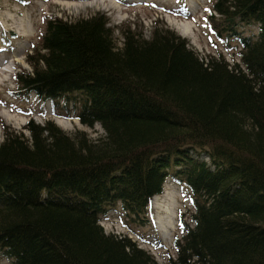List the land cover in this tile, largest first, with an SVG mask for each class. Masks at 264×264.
<instances>
[{"label": "trees", "instance_id": "16d2710c", "mask_svg": "<svg viewBox=\"0 0 264 264\" xmlns=\"http://www.w3.org/2000/svg\"><path fill=\"white\" fill-rule=\"evenodd\" d=\"M211 11L216 36L236 40L237 62L220 52L201 57L156 24L148 38L127 26L116 39L99 13L46 18L17 88L65 108L80 93L74 117L103 133L91 142L31 119L28 137L5 131L0 256L11 264H160L99 220L119 206L144 224L150 199L172 179L187 188L191 212L164 264H264V0H214ZM236 22L256 24L257 34L237 32Z\"/></svg>", "mask_w": 264, "mask_h": 264}, {"label": "rangeland", "instance_id": "374dc122", "mask_svg": "<svg viewBox=\"0 0 264 264\" xmlns=\"http://www.w3.org/2000/svg\"><path fill=\"white\" fill-rule=\"evenodd\" d=\"M110 1L113 6H109ZM213 2L214 0H106L101 3L98 0H0V143L5 138L6 130L12 133L23 131L28 137L23 125L29 119L40 125L52 120L70 135L83 132L91 142L103 133L98 123L89 127L74 117L82 102L80 93L70 94L75 100H70L65 108L63 100L55 106L49 101H41L34 94L19 92L17 88L15 74L32 70L28 57L35 56L34 50L44 32L47 17L57 16L74 21L99 13L109 20L110 26L117 27L114 31L116 39H120V30L127 26L142 32L143 37L148 38L156 24L185 38L188 45L201 57L220 52L229 63L237 62L239 49L236 40L232 39L234 37L230 35L231 40H227L225 36L218 38L209 21V9ZM214 16L219 17L217 14ZM188 21L193 26L192 32L184 35L180 26ZM235 29L243 35H255L258 32L256 24L239 22ZM2 67L7 72H3ZM171 180L165 181L163 193L152 198L144 224L126 220L119 206L111 208L107 217L100 222L106 233L125 234L139 247L149 251L160 264H164L169 257L175 258V250L172 248L174 236H181V222H189L191 212L187 188ZM0 264L11 263L8 258L0 256Z\"/></svg>", "mask_w": 264, "mask_h": 264}, {"label": "bare ground", "instance_id": "6f19581e", "mask_svg": "<svg viewBox=\"0 0 264 264\" xmlns=\"http://www.w3.org/2000/svg\"><path fill=\"white\" fill-rule=\"evenodd\" d=\"M98 1H100V3L102 2V1H106V0H98ZM110 3H111V1H110ZM112 5V3L111 4H109V6H111ZM113 6V5H112ZM180 28H181V30H182V33L184 34V35H187L188 33H189V31L190 32H192V28H193V26H192V24H191V22H187V23H185L184 25H181L180 26ZM3 114V113H2ZM3 115H5V114H3ZM8 116V115H7ZM163 190H164V186H163ZM163 193V192H162ZM161 194V193H160ZM157 195H159V194H157ZM155 196V195H154ZM153 196V197H154ZM152 197V198H153ZM152 198L150 199V201H149V204H150V202L152 201ZM149 204H148V206L147 207H149ZM110 211V210H109ZM116 211V210H115ZM108 214V213H107ZM112 215V214H111ZM104 217H107V215L106 216H103V217H101L100 218V220H99V223L101 222V219H103ZM114 217V216H113Z\"/></svg>", "mask_w": 264, "mask_h": 264}]
</instances>
